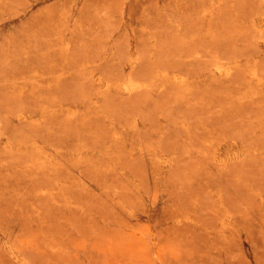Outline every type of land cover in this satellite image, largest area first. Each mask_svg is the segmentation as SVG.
Returning a JSON list of instances; mask_svg holds the SVG:
<instances>
[{
    "label": "rangeland",
    "instance_id": "374dc122",
    "mask_svg": "<svg viewBox=\"0 0 264 264\" xmlns=\"http://www.w3.org/2000/svg\"><path fill=\"white\" fill-rule=\"evenodd\" d=\"M0 264H264V0H0Z\"/></svg>",
    "mask_w": 264,
    "mask_h": 264
}]
</instances>
